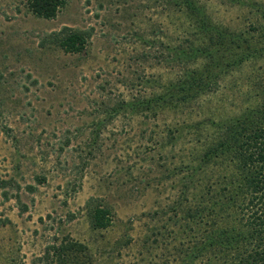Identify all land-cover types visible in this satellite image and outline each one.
Listing matches in <instances>:
<instances>
[{"label":"rangeland","instance_id":"rangeland-1","mask_svg":"<svg viewBox=\"0 0 264 264\" xmlns=\"http://www.w3.org/2000/svg\"><path fill=\"white\" fill-rule=\"evenodd\" d=\"M178 1L66 0L49 19L0 0V264H59L44 254L62 240L87 247L67 264H182L185 235L170 233L181 215L169 208L188 163L259 101L264 56L165 105L203 64L186 51L202 18ZM193 1L213 28L264 40V0ZM64 26L91 32L84 51L43 41ZM137 98L156 111L135 110ZM91 197L110 210L107 228L92 227Z\"/></svg>","mask_w":264,"mask_h":264},{"label":"trees","instance_id":"trees-1","mask_svg":"<svg viewBox=\"0 0 264 264\" xmlns=\"http://www.w3.org/2000/svg\"><path fill=\"white\" fill-rule=\"evenodd\" d=\"M65 3L66 0H27L34 14L49 19ZM177 4L202 18L196 21L202 39L186 51L191 58L202 59L203 64L170 87L166 97L159 98L163 103L167 100L165 105L190 101L217 83L223 72L242 65L254 53L264 56V40L246 38L242 33L230 35L227 28H213L194 7L193 0H179ZM262 18L264 22V12ZM261 30L264 33V28ZM91 35L89 30L64 26L43 41L66 52L79 53L87 48ZM177 52L184 54L183 49ZM260 84L257 104L229 121L216 143L207 145L194 163H188L183 176L184 198L173 201L169 208L174 212L171 219L181 215L174 221L179 230L171 228L170 233L175 239L185 235L182 264H264V81ZM135 101L137 111H156L153 103L159 102L150 98ZM214 166L221 171L215 179L207 170ZM96 200L91 197L87 202L90 222L93 228L104 229L112 221L110 210ZM85 249L86 245L76 240L52 242L44 259L53 257L59 264H67L71 255L75 258Z\"/></svg>","mask_w":264,"mask_h":264}]
</instances>
